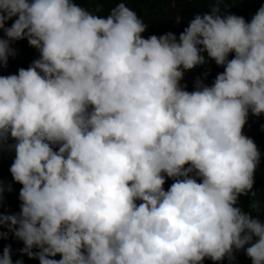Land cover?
I'll return each mask as SVG.
<instances>
[{"label":"clouds","instance_id":"clouds-1","mask_svg":"<svg viewBox=\"0 0 264 264\" xmlns=\"http://www.w3.org/2000/svg\"><path fill=\"white\" fill-rule=\"evenodd\" d=\"M251 1L246 22L207 0L177 38L152 35L129 0H103L106 16L75 0H0V73L20 68L0 76V153L14 154L0 202L20 201L0 214V239L20 241L16 264H231L241 250L264 264V223L237 206L264 195L242 131L264 115V0ZM208 60L211 86L188 87Z\"/></svg>","mask_w":264,"mask_h":264},{"label":"trees","instance_id":"trees-1","mask_svg":"<svg viewBox=\"0 0 264 264\" xmlns=\"http://www.w3.org/2000/svg\"><path fill=\"white\" fill-rule=\"evenodd\" d=\"M261 1L263 0H260V3ZM75 2L89 9L101 8L102 12L100 14L104 16L114 6L112 2H103V0H92L91 3L87 2V0H75ZM253 4L254 1L251 0H224L219 7L222 14H234L243 17L246 22H250L260 6L246 11L241 9H248ZM128 6L136 11L137 15L151 27L152 35L161 36L165 33L172 32L178 38L180 33L188 26V22L195 15L207 13L213 5L207 2V0H174V2L173 0H129ZM177 17L180 18L179 23L176 22ZM9 22H13V20H9L5 27H8ZM204 55L207 59L206 53ZM233 55L230 54L228 58H233ZM27 56L32 62L38 59L37 55H32L31 53H28ZM214 66H217L215 62L208 60L206 64L197 66L191 71L186 72L183 80L186 81L188 87H194L197 79H201L205 85L211 86L216 77L215 75H211ZM19 69L8 66L5 71L0 73V76L15 74V71L18 72ZM242 131L245 136L254 141L260 151V166L256 172V188H258L264 183V115L255 117L249 113L247 123ZM13 157L14 154L8 151L0 153V168L7 165ZM172 183V179L166 178L165 184L163 185L164 190L167 191ZM254 194L252 195L250 193L244 199L239 197L237 206L250 210L255 217L264 223V195L262 191L254 192ZM19 210L20 201L16 196L12 194L3 195V200L0 202V214H18ZM0 231L6 232L7 229L3 228ZM19 243L20 241L11 235L7 239H0V255H2L5 247L10 246L12 264H16L15 251ZM234 256L235 259L231 261V264H247L244 260L248 257L244 254L243 250L235 252ZM59 258V256L55 257V259ZM18 260H22L23 264L29 263V260L25 258ZM219 264H230V262L225 258Z\"/></svg>","mask_w":264,"mask_h":264}]
</instances>
